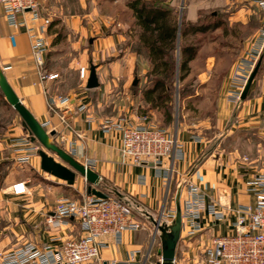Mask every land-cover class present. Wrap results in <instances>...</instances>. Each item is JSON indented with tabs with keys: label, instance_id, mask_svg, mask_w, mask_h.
I'll return each instance as SVG.
<instances>
[{
	"label": "crops",
	"instance_id": "crops-1",
	"mask_svg": "<svg viewBox=\"0 0 264 264\" xmlns=\"http://www.w3.org/2000/svg\"><path fill=\"white\" fill-rule=\"evenodd\" d=\"M225 2L231 3L232 7L235 3L242 4L233 0ZM252 7L260 11L262 21L264 10L257 5ZM41 16L50 20L43 30L41 20L34 21L30 14H25L26 26L38 28L44 38L43 65L37 64L32 55L27 28L10 25L0 8V72L44 128L48 132L56 131L55 142L100 176L98 189L116 197L135 198L145 207L135 208V214L146 221V227L124 232L120 242L107 237L103 259L126 260L133 250L144 252L153 238L160 242L155 236L153 219L160 216L163 207L165 214L176 217L179 204L182 213L190 199L188 184L191 182L205 194L206 202L200 213L199 230L191 233L189 224L183 220L174 264H198L215 237L234 232L235 210L255 202L248 182L264 174V50L244 99L233 101L229 98L230 91L234 90L229 73L222 78L213 120L204 117L195 121L190 112L198 107L186 104L185 111L179 105L181 111L174 112L172 121L166 123L160 111L145 112L129 101L131 96L124 85L131 83L134 76L147 74L149 66L141 64L140 67L138 59L129 53L112 59L118 45L128 39L125 32L116 30L113 21L100 23L103 18L94 12L84 16L89 19L87 26L74 17L72 21L67 19V29L71 26L79 37L77 42H72L74 50L79 51L78 56L81 52L78 67L88 68L87 78L83 79L77 67L75 81L67 85L64 75L54 69L53 61L63 58L59 49L67 41L68 33L65 35L62 28L58 30L56 25L51 26V18ZM84 40L90 48L87 55L86 49L79 50ZM90 62L97 65L100 82V86L93 89L86 88ZM208 66L209 60L206 68ZM44 73L58 77L43 80L41 75ZM205 74L201 72L199 79ZM139 81L142 83V79ZM119 84L123 86V93ZM58 96L66 97L67 103L57 101ZM0 104L5 110L15 112L1 89ZM109 107L111 109L107 110ZM121 114L135 126L160 127L175 135L178 143L173 152L158 166L151 163L136 165L124 160L120 151L121 133L105 131L101 127L104 120H114ZM5 115L0 118V251L17 249L26 243L40 248H57L68 240L83 236L78 220L67 218L59 225H53L48 218L55 216L56 204L61 198L79 199L90 194L89 183L77 175L71 186L44 172L41 159L30 153L36 141L23 126L22 118ZM161 123L170 128L157 126ZM22 183L25 191L15 193L14 186ZM212 207L218 212L213 213ZM89 264L106 263L94 261Z\"/></svg>",
	"mask_w": 264,
	"mask_h": 264
},
{
	"label": "built area",
	"instance_id": "built-area-1",
	"mask_svg": "<svg viewBox=\"0 0 264 264\" xmlns=\"http://www.w3.org/2000/svg\"><path fill=\"white\" fill-rule=\"evenodd\" d=\"M43 1L0 0V8L3 9L8 23L15 27L27 28L32 55L39 65L44 64L46 44L43 36L37 31L38 28L26 26L25 14H30L34 21L41 20L42 30L47 28L50 20L41 17L39 12ZM234 1L245 4L252 2L264 9V0ZM263 50L264 29L251 49L250 58H247L249 66H252L250 71H245L244 63L236 66L237 71L233 74V81L238 89L230 92V97L231 95L236 96L232 99L233 101L241 99L248 76H251L252 71L258 65ZM87 75L88 68L83 66L80 69V76L86 79ZM41 77L43 80L54 79L58 75L44 73ZM57 101L66 104L67 98L58 96ZM101 127L105 131L116 130L121 133L122 157L136 165L152 163L158 166L164 157L173 152L178 143L177 137L167 130L146 124L135 126L128 118L120 122L105 120L101 123ZM34 149L38 151L36 147ZM248 185L254 195V204L242 205L235 210V232L215 237L212 240V246L205 250L198 264H264V174L251 179ZM188 188L190 199L187 200L182 210V220L189 224L191 233H193L200 229V213L206 197L195 184L189 182ZM14 191L18 194L23 193L25 185L16 184ZM107 195V199L98 198L92 194H86L79 199L61 198L56 204L55 216L48 218L49 223L59 225L67 218L76 219L84 232L83 236L68 240L57 248L50 246L40 248L36 244L26 243L17 249L0 251V264H89L94 261H103L106 264H148L151 261L152 264H162V256L159 254L161 243L157 242L156 238L152 239L144 252L140 249L133 250L126 260L103 259L102 250L106 247L107 237L120 242L124 232L138 231L147 225L146 221L135 214V208L142 206L138 200L132 197L121 198ZM142 207L145 209L144 206ZM213 209L212 207L211 210ZM212 212L217 213L218 211L213 210ZM220 214L222 216L221 212ZM174 217V214H165L163 207L157 219L161 223L169 224ZM155 236H158L156 228ZM139 253H141L140 258ZM154 258L156 259L153 260Z\"/></svg>",
	"mask_w": 264,
	"mask_h": 264
},
{
	"label": "rangeland",
	"instance_id": "rangeland-1",
	"mask_svg": "<svg viewBox=\"0 0 264 264\" xmlns=\"http://www.w3.org/2000/svg\"><path fill=\"white\" fill-rule=\"evenodd\" d=\"M129 1L130 0H44L39 8V12L44 17L51 18L52 22L56 23L55 25L58 30L62 28V33L65 35L68 33L66 35L67 41H65L61 49H59L63 58L53 61L54 69H58L61 74L64 75L67 85H71V82L75 81V69H77L81 59V52L78 56L79 51L74 50L75 47L72 45V42H77L79 37L76 36L77 33H73L74 29L70 24V28L67 29V19L72 21L74 17L76 21H81L82 25L87 26L89 19H84V16L94 12L103 18L100 23H107L109 20L113 21L116 30L125 32L128 35V39L118 45L116 48L117 52L115 55H112V59L116 56L121 57L125 53H129L135 56L134 58L138 59L140 67L145 64L149 66L147 74L144 76L143 74L137 75L138 79H142V83L139 81L136 86L133 85L134 76L131 83L124 85L127 93L131 96L129 101L132 102L133 106H135L136 109L139 106L140 110L147 112L148 110H153L150 105L148 106L146 104L144 98V92L152 88L155 81V77L149 74L150 70L153 68V64L148 56L147 48L143 47L141 44V28L135 24V17L132 11L127 7ZM170 2V5L178 13L179 20L180 32L178 34V46L175 51V58L178 61L177 64L179 65L182 58L181 45L182 47L193 46L195 50H197L195 57L188 63L189 70L185 78L179 80L180 71L177 70L175 81L171 84V87L175 89V91H173V113L175 112V114H177L176 112L181 108L182 111H185L186 109L184 107L188 104L192 108L198 107L197 110L195 109L196 111L190 112L195 121H199L204 117L213 120L212 118H214L215 115L222 78L226 74L231 73V85L234 87V90H237L238 86H236L233 81V74L237 71L236 66L244 63L245 71H250V68H252V66H249L247 58H250L249 56L252 53L251 49L255 42L258 41V36L264 29V19L261 21L260 11L252 7L257 4H253L252 2L247 4L242 3L240 5L235 3L233 7L231 3L228 5L225 0H170ZM200 25L211 26V28L204 32L194 33V26L198 27ZM215 25L218 26V28H214L213 26ZM81 48L86 49L87 55L89 52L88 49H90L87 40H84L79 47L80 51ZM207 60H209L208 68H206ZM82 67L83 66L78 67L79 73ZM203 71L206 74L203 75V79H199L198 75ZM250 77L249 75L246 82H248ZM168 83L170 84L171 82ZM118 87L121 93H123V86L119 84ZM245 87L243 88V92ZM110 89L116 91L113 87ZM179 92L181 96H183L182 98H180ZM230 92H232V90ZM132 97H134L135 101ZM188 98H190V103L186 101ZM229 98L232 100L235 99L236 96L234 95L233 97V95H231L230 97L229 95ZM187 108L189 107L187 106ZM110 109L111 107L107 108V110ZM110 113H112V111ZM3 115L11 118L19 114L16 110L15 112L5 110L3 105L0 104V118H4L2 117ZM122 119H127V116L121 114L118 118L114 119V122H120ZM157 126L170 128V126H164L163 123ZM36 142H33L32 151H30V153L40 158L38 151L43 149V147L38 141ZM35 147L38 151H35ZM111 196L116 197L115 195ZM155 259L156 258L153 260ZM148 264H152V262L149 261Z\"/></svg>",
	"mask_w": 264,
	"mask_h": 264
},
{
	"label": "trees",
	"instance_id": "trees-1",
	"mask_svg": "<svg viewBox=\"0 0 264 264\" xmlns=\"http://www.w3.org/2000/svg\"><path fill=\"white\" fill-rule=\"evenodd\" d=\"M170 4V0H130L127 5L135 17V24L141 28L140 41L147 48L153 64L149 74L155 77V81L153 87L144 92V98L151 109L163 113L166 123L173 119L175 89L171 84L175 81L177 70L180 71L179 80L184 79L189 70L188 63L197 52L193 46L181 45L182 58L177 64L175 51L180 32L179 20L178 13ZM55 24L52 22L51 26ZM213 27L218 28L216 25ZM210 28L211 26H194V33ZM182 97L180 93V98Z\"/></svg>",
	"mask_w": 264,
	"mask_h": 264
},
{
	"label": "water",
	"instance_id": "water-1",
	"mask_svg": "<svg viewBox=\"0 0 264 264\" xmlns=\"http://www.w3.org/2000/svg\"><path fill=\"white\" fill-rule=\"evenodd\" d=\"M258 68L257 65L246 84L242 96L243 99L249 91ZM137 84L138 79L135 78L133 85L136 86ZM99 86L100 82L97 75V65L90 62L86 88L93 89ZM0 89L8 103L22 118L23 126L28 130L33 141H38L42 145L43 149L38 151L41 159V169L56 178L64 180L71 186L74 185L77 175H80L89 183L88 192L90 194L98 198L107 199L108 195L97 188L100 176L91 167L77 161L72 154L68 153L63 147L55 142L54 137L56 136V131L48 132L35 118L31 111L21 102L3 72H0ZM55 156L59 158L60 161H57ZM177 207L176 217L171 223H161L158 219H153L152 221L161 242V250L159 254L162 256V264H174L177 247L181 239L183 220L180 205L178 204Z\"/></svg>",
	"mask_w": 264,
	"mask_h": 264
}]
</instances>
